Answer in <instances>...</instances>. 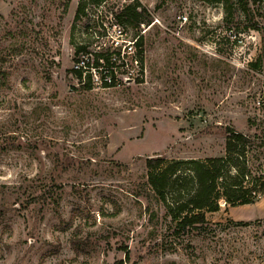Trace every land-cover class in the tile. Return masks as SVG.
Instances as JSON below:
<instances>
[{
  "label": "rangeland",
  "instance_id": "374dc122",
  "mask_svg": "<svg viewBox=\"0 0 264 264\" xmlns=\"http://www.w3.org/2000/svg\"><path fill=\"white\" fill-rule=\"evenodd\" d=\"M133 1L0 0V264H264V195L174 235L144 165L222 157L232 130L264 177V0H136L141 79L85 89L76 46Z\"/></svg>",
  "mask_w": 264,
  "mask_h": 264
},
{
  "label": "trees",
  "instance_id": "16d2710c",
  "mask_svg": "<svg viewBox=\"0 0 264 264\" xmlns=\"http://www.w3.org/2000/svg\"><path fill=\"white\" fill-rule=\"evenodd\" d=\"M108 1L81 0L76 18H84L88 8H97ZM145 12L146 9L135 0L113 16L125 27V22L133 23ZM88 47L84 43L77 45L76 57L86 53ZM138 47L142 56V36L139 37ZM253 66L258 67V63ZM71 73L80 79L79 72L71 70ZM84 88L90 89L88 85ZM226 136L225 155L222 157L173 161L161 157L145 159L147 185L165 206L174 235L206 233L210 228L206 214L217 212L221 200L233 206L248 205L264 195V177L253 175L245 155L249 137L232 130H227ZM168 195L170 201L167 200ZM249 224L236 223L239 226Z\"/></svg>",
  "mask_w": 264,
  "mask_h": 264
},
{
  "label": "built area",
  "instance_id": "2783aa9c",
  "mask_svg": "<svg viewBox=\"0 0 264 264\" xmlns=\"http://www.w3.org/2000/svg\"><path fill=\"white\" fill-rule=\"evenodd\" d=\"M118 1L123 4L126 2ZM106 4L93 9L100 13ZM140 27L141 32L134 36L128 35L125 27L115 20L113 14L105 17L100 22V44L95 50L88 47L87 52L80 53L75 60L72 70L81 74L78 83L88 85L92 90H100L118 88L141 79L144 68L138 40L144 33L145 25L140 24Z\"/></svg>",
  "mask_w": 264,
  "mask_h": 264
}]
</instances>
